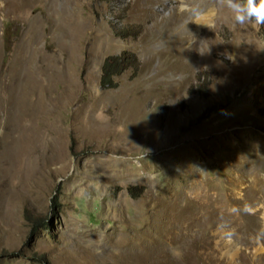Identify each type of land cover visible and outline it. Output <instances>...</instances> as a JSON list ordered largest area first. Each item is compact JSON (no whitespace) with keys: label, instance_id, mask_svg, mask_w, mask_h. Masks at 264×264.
Masks as SVG:
<instances>
[{"label":"rangeland","instance_id":"1","mask_svg":"<svg viewBox=\"0 0 264 264\" xmlns=\"http://www.w3.org/2000/svg\"><path fill=\"white\" fill-rule=\"evenodd\" d=\"M217 1L180 39L148 0H0V264H264V25Z\"/></svg>","mask_w":264,"mask_h":264},{"label":"clouds","instance_id":"2","mask_svg":"<svg viewBox=\"0 0 264 264\" xmlns=\"http://www.w3.org/2000/svg\"><path fill=\"white\" fill-rule=\"evenodd\" d=\"M219 4L231 11L234 21L239 25L249 23H252L256 27L264 25V0H258V2L257 0H219ZM181 10H185L183 4ZM191 15L193 18L189 21H194L198 24L203 23L210 28H214V24L208 22L206 19L205 12L198 9H192ZM245 210H249L247 206ZM228 238L231 240V234H229Z\"/></svg>","mask_w":264,"mask_h":264},{"label":"trees","instance_id":"3","mask_svg":"<svg viewBox=\"0 0 264 264\" xmlns=\"http://www.w3.org/2000/svg\"><path fill=\"white\" fill-rule=\"evenodd\" d=\"M131 32L127 31V35ZM8 40L9 38L6 36L5 38ZM10 42L6 43L7 50H9ZM140 61L137 56L131 52L124 50L119 54L107 56L101 66V76H100V87L102 89H111L117 86V81L115 78L121 75L124 71H130V78H134L139 70ZM200 79V76L197 77ZM208 83V80L206 81ZM207 111L204 113L206 115ZM33 216L26 212V219L34 221Z\"/></svg>","mask_w":264,"mask_h":264},{"label":"bare ground","instance_id":"4","mask_svg":"<svg viewBox=\"0 0 264 264\" xmlns=\"http://www.w3.org/2000/svg\"><path fill=\"white\" fill-rule=\"evenodd\" d=\"M162 1L164 2V0H148L147 4H148V10L150 12L149 15L156 17V18H161V19L165 18V21H166V19H168L170 22L175 21L176 28L178 29L179 38L180 39L187 38V36H189V34L192 33L191 32L192 31L191 30L192 24L194 26V23H195L194 21H189L190 19L193 18L191 15L192 9L181 10V1L182 0H173V5H172L173 7L169 11L163 10L166 12V14H162V13H160V9L158 11L154 7L155 4L160 3V2L162 3ZM216 1L217 0H194V2H196V4H197L194 9H198V10H201L203 12H206L209 9V7H211ZM191 3H193V2L191 1ZM161 19H160V21H161ZM201 25H204V24L200 23L199 26H201Z\"/></svg>","mask_w":264,"mask_h":264}]
</instances>
